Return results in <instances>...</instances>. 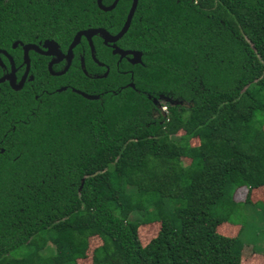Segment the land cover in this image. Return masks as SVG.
<instances>
[{
	"label": "trees",
	"instance_id": "1",
	"mask_svg": "<svg viewBox=\"0 0 264 264\" xmlns=\"http://www.w3.org/2000/svg\"><path fill=\"white\" fill-rule=\"evenodd\" d=\"M130 2L0 0V51L21 71L13 43L114 35ZM99 39L94 54L108 51ZM118 43L140 65L52 76L36 62L21 90L0 84V264H77L93 237L91 264H240L255 253L217 233L228 212L214 208L227 187L264 201V0H137Z\"/></svg>",
	"mask_w": 264,
	"mask_h": 264
},
{
	"label": "rangeland",
	"instance_id": "2",
	"mask_svg": "<svg viewBox=\"0 0 264 264\" xmlns=\"http://www.w3.org/2000/svg\"><path fill=\"white\" fill-rule=\"evenodd\" d=\"M164 100L166 101L167 99ZM159 102L162 101H155L156 104L161 105L162 103ZM166 102L169 105H171L172 103L169 101ZM195 143V141H191L192 145H194ZM181 161L182 166H185L186 161L183 159ZM246 194L247 191L242 188H226L223 202L214 208V212L217 215L228 212V223L226 222L221 224L217 227L216 231L218 234L225 237H234L235 234L239 231L240 241L243 243V245H246L251 248V250H253L255 254H252V256L247 259H241L240 264H264V201L262 200L263 202H256L258 200L257 196L250 194V202H256V204H245L243 203V201L246 198ZM231 200H233L234 203ZM135 217V214L131 216V218ZM233 224L237 226H233ZM157 230V224H151L141 227L137 231L140 245L144 246L150 239H152L157 233ZM99 245L100 240L98 238H90L88 240V250L86 252V258L83 260H78L77 264H91L89 260L90 253ZM112 258L115 264L119 263L118 255L115 254Z\"/></svg>",
	"mask_w": 264,
	"mask_h": 264
},
{
	"label": "flooded vegetation",
	"instance_id": "3",
	"mask_svg": "<svg viewBox=\"0 0 264 264\" xmlns=\"http://www.w3.org/2000/svg\"><path fill=\"white\" fill-rule=\"evenodd\" d=\"M93 38H94V36L90 39L91 40V44H92ZM81 40H83L84 43L81 42ZM118 41L119 40H117L114 43H103L102 39H99V42H100L101 45L104 46V49L108 50V51H103V52H101L99 54L90 53L89 47H88V43L83 37L80 38L78 44L75 47L78 46V49H84V47L87 46L88 47V52H85L83 50L74 51L73 49H75V47L72 49V52H71L70 56L66 54V50L65 51H59L58 50L59 51L58 54H52L51 56H45V55H41V54H38V53L34 52L35 54L32 55L34 61H31V57L29 55L30 51H28V53H27V56H28V71H27L26 75L24 76L21 88L18 89V90H13L10 87V85H9V81H7V80L3 81L0 84L5 86V87H7V88H9V89H11L12 91L21 90L23 88V86H24L26 81H31L32 80V76L29 73V69H30L31 63L34 64L36 62L44 64L45 71H47V72L50 71L49 74L52 75V76H56L55 74H57V73L51 72V71H62L65 68L66 65H67V69L65 71H67L72 64H74L76 66L74 71H85V69H83L84 67H82L83 65H90L89 71H109V64H114V66H115L114 71H131L129 69L130 68L129 66L133 67V66H136V65H140V63H141L140 62V59H141L140 55L141 54L139 52H137V51L121 48V46L119 45ZM114 49L115 50H120V51H123V52H125V51L135 52V53L139 54V58H133L129 54L121 55L118 52H113ZM20 55H21V59H22L20 63H22L23 62L22 51H21ZM8 56L10 57V55H8ZM0 57H3L6 60V63H7L6 66L4 65L5 67H3V68L1 67L2 70L0 71V78H2V77H4L5 75H7L10 72V66H9L8 59L4 55H2L0 53ZM65 57H68V60ZM99 57H107V58H106L105 62H100L99 61ZM11 60H12V58H11ZM104 60H105V58H104ZM122 61L124 62V66L122 67V69L117 68L119 63L123 64ZM12 64H13V68H14V71H13L14 85H17L19 83V81L21 80L22 76H23L24 64H22L21 71H16V68L14 66L13 61H12ZM48 65H49V70H48ZM0 66H2V65H0ZM58 76H60V75H58ZM29 88L31 89L33 100L37 101V99L39 98V96L43 92L42 89H41V82L39 81L37 84H35V88L34 89H32L31 85L29 86ZM60 88H64L65 89L66 87H59L58 89H60ZM58 89H55L54 91L56 93H59V92H57ZM74 91L75 90L71 89V92L75 93ZM77 92H79V91H77ZM79 93H81V92H79ZM48 94H51V93H48ZM159 103H163V102H159ZM155 106H156L159 114L160 115H164V113L166 111L161 109L162 108L161 105L155 103ZM2 151H3L2 148H0V153H2Z\"/></svg>",
	"mask_w": 264,
	"mask_h": 264
},
{
	"label": "water",
	"instance_id": "4",
	"mask_svg": "<svg viewBox=\"0 0 264 264\" xmlns=\"http://www.w3.org/2000/svg\"><path fill=\"white\" fill-rule=\"evenodd\" d=\"M101 1L102 0H96L97 8L102 12H108L115 7L118 0H113L112 3L108 6H103L101 4ZM136 5H137V0H131L130 6L127 10L123 24L116 34L110 35L107 31H105L102 28H93V29H85V30L78 31L74 34L73 38L71 39V41H70V43L66 49V54L69 56L71 55L72 49L78 44L81 37H83L87 41L90 53H93V47H92L91 40H90L93 36H96V35L100 36L103 43H114L117 40H119L125 34V32L127 31L128 27H129L132 16H133L134 11L136 9ZM17 45H19L21 48L22 56H23L22 64H24V73H23L21 80L19 81V83L17 85H14V77H13L14 68H13L12 60L6 54V52L0 51V53L8 59L9 66H10V72L7 75H5L4 77L0 78V83H2L5 80L9 81V85L13 90H18L21 88L24 76L26 75V73L28 71V56H27L28 51H33L35 53L45 55V56H51L52 54H58V52H59L57 49V45L53 41H49V40H45L42 43H38L37 45H35V44H21L19 42H15L12 44V48H15ZM113 52H118L121 55L129 54L133 58H139V54H137L135 52H129V51L123 52V51L115 50V49ZM65 58L68 60V57H65ZM66 69H67V65L65 66V68L62 71H60L59 73H57L55 75L58 76V75L64 74L66 72L65 71ZM48 70H49V65H48ZM48 72L50 73V71H48ZM104 76H105V74L103 75V77ZM63 89L64 88H60L57 90V92H60ZM74 92L76 94H78L79 96L87 99V100L97 99L96 96H87V95H84V94L79 93L77 91H74ZM153 102L155 103V100H153ZM174 104H179V103H171V105H174Z\"/></svg>",
	"mask_w": 264,
	"mask_h": 264
},
{
	"label": "crops",
	"instance_id": "5",
	"mask_svg": "<svg viewBox=\"0 0 264 264\" xmlns=\"http://www.w3.org/2000/svg\"><path fill=\"white\" fill-rule=\"evenodd\" d=\"M238 189H241V188H238ZM242 189H245L244 187H242ZM246 190V189H245Z\"/></svg>",
	"mask_w": 264,
	"mask_h": 264
},
{
	"label": "built area",
	"instance_id": "6",
	"mask_svg": "<svg viewBox=\"0 0 264 264\" xmlns=\"http://www.w3.org/2000/svg\"><path fill=\"white\" fill-rule=\"evenodd\" d=\"M162 109L164 110V107H162Z\"/></svg>",
	"mask_w": 264,
	"mask_h": 264
}]
</instances>
